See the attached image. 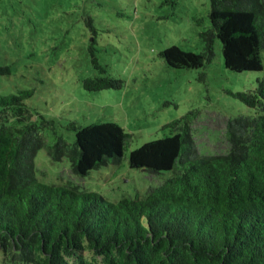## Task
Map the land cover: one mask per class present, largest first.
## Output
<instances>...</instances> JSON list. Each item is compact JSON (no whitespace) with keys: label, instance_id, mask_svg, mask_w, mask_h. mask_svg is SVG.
<instances>
[{"label":"trees","instance_id":"1","mask_svg":"<svg viewBox=\"0 0 264 264\" xmlns=\"http://www.w3.org/2000/svg\"><path fill=\"white\" fill-rule=\"evenodd\" d=\"M203 50L172 44L160 51L173 68H200L219 41L233 72L263 71L264 0H209ZM94 64L106 74L105 69ZM10 72L0 66V76ZM109 74L86 79L97 91L120 88ZM228 94L248 112L225 123L228 149L207 154L191 132L196 111L169 121V133L132 149L130 168L170 175L142 195L110 201L99 193L34 174L41 148L66 159L73 174L116 164L130 133L115 122L69 126V144L48 145L25 104L32 91L0 94V254L3 264H264V73L251 89ZM42 122V121H41ZM52 122V121H51Z\"/></svg>","mask_w":264,"mask_h":264},{"label":"rangeland","instance_id":"2","mask_svg":"<svg viewBox=\"0 0 264 264\" xmlns=\"http://www.w3.org/2000/svg\"><path fill=\"white\" fill-rule=\"evenodd\" d=\"M209 10V0H0V66L10 70L0 76V94L32 91L24 101L34 119L49 122L41 130L48 145L56 136L72 144L71 122L111 121L130 133L118 163L84 176L73 174L66 159L54 161L46 148L39 149L37 180L69 183L110 201L142 195L170 172L130 168L129 152L167 135L162 126L189 111H196L189 117L198 149L225 152L226 120L248 112L227 90L254 88L264 72L226 69L218 40L200 68H173L159 55L172 44L202 51ZM94 59L122 87L86 89V79L106 75Z\"/></svg>","mask_w":264,"mask_h":264}]
</instances>
